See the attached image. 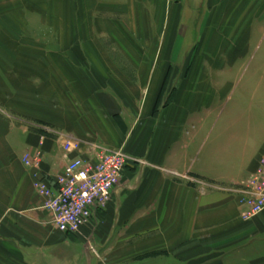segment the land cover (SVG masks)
<instances>
[{
    "label": "crops",
    "instance_id": "crops-1",
    "mask_svg": "<svg viewBox=\"0 0 264 264\" xmlns=\"http://www.w3.org/2000/svg\"><path fill=\"white\" fill-rule=\"evenodd\" d=\"M180 3L0 0V264H264V210L239 208L264 151V0H204L181 42ZM66 140L130 157L77 235L32 209L22 162L55 172Z\"/></svg>",
    "mask_w": 264,
    "mask_h": 264
},
{
    "label": "built area",
    "instance_id": "built-area-1",
    "mask_svg": "<svg viewBox=\"0 0 264 264\" xmlns=\"http://www.w3.org/2000/svg\"><path fill=\"white\" fill-rule=\"evenodd\" d=\"M60 149L65 161L55 172L42 168L41 154H26L22 162L30 169L38 198L32 209L43 213L51 228L77 235L91 223L97 211L112 201L130 157L121 150L82 140H66ZM241 185V217L251 219L264 210V151L256 170Z\"/></svg>",
    "mask_w": 264,
    "mask_h": 264
},
{
    "label": "rangeland",
    "instance_id": "rangeland-1",
    "mask_svg": "<svg viewBox=\"0 0 264 264\" xmlns=\"http://www.w3.org/2000/svg\"><path fill=\"white\" fill-rule=\"evenodd\" d=\"M180 2H181L180 5H179L180 21H179V27H178L179 33H180L179 41L181 42V40H182V33L185 30V24H187L186 22H187V17H188V12H189L188 9H190V16H191L190 19L192 18V15H193L192 22H190V30H191L190 31V41H191L192 34H194L195 30H196L195 26L198 25V22L196 21V18L198 16H201L200 14L204 10V3H203L204 0H180ZM191 26H193V27L191 28ZM198 46H199V41L197 42L196 45L193 46V49H192V53L194 55H196V56H197V51H199V49H197ZM263 47H264V45H263ZM193 54L190 53V58H192ZM182 60L184 62H186L187 61L186 56L183 57ZM245 220H248V219H245Z\"/></svg>",
    "mask_w": 264,
    "mask_h": 264
}]
</instances>
